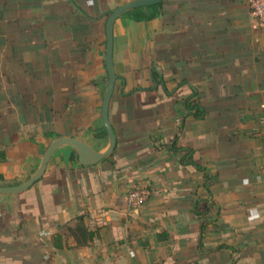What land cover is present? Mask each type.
I'll return each instance as SVG.
<instances>
[{
  "label": "crops",
  "instance_id": "0c3cea01",
  "mask_svg": "<svg viewBox=\"0 0 264 264\" xmlns=\"http://www.w3.org/2000/svg\"><path fill=\"white\" fill-rule=\"evenodd\" d=\"M129 1L0 0V185L33 173L55 134L107 144L104 14ZM140 11L114 25L115 152L77 167L58 151L30 189L1 195L0 264H264V30L248 0ZM193 91L205 118L184 107ZM183 146L214 176L210 192ZM142 185L151 194L131 208ZM81 215L97 233L78 246L69 228Z\"/></svg>",
  "mask_w": 264,
  "mask_h": 264
},
{
  "label": "water",
  "instance_id": "95a60500",
  "mask_svg": "<svg viewBox=\"0 0 264 264\" xmlns=\"http://www.w3.org/2000/svg\"><path fill=\"white\" fill-rule=\"evenodd\" d=\"M163 1L164 0H131L105 12L104 14L107 15L105 24V67L108 74V82L107 84H101L100 90L102 94L101 115L107 132V144L102 148H96L93 144L95 139L93 132H89L86 137L55 134L41 145L39 155L34 157L36 163L35 171L31 174L28 173L19 184L0 185V196L20 194L30 189L43 177L49 161L58 151L64 154L65 150H67L68 159L77 167L97 165L113 155L117 147L118 138L110 119V104L116 81L119 78L114 62V25L117 19L122 18L129 13L132 14L135 11L139 12L140 9L145 8L153 10L151 14H146L145 17L149 19L158 17L161 13Z\"/></svg>",
  "mask_w": 264,
  "mask_h": 264
},
{
  "label": "trees",
  "instance_id": "16d2710c",
  "mask_svg": "<svg viewBox=\"0 0 264 264\" xmlns=\"http://www.w3.org/2000/svg\"><path fill=\"white\" fill-rule=\"evenodd\" d=\"M151 14V13H150ZM149 15V14H148ZM142 17H144V14H142ZM194 97L193 99H191L192 96ZM185 97L184 99V107L187 110V113L190 115H193L194 117H199V118H205L206 117V109L203 106V104H201L200 98L196 97V93L193 91V93ZM185 120V117L182 118V121ZM175 143L176 141H178V136L175 137L174 139ZM182 152L183 153V157L182 160L184 161V164H189V165H193L195 166L200 172L203 173V177L206 180V182L204 183V187L210 192L209 187L211 184H213L214 182H216L214 176L212 174L209 173L208 171V167L205 166L204 164L197 162L192 153H193V149L191 148H186L185 146H183ZM210 201L208 199H206L203 202L198 203L200 208V214L202 216V221L203 223H206L205 218L207 217V214H204V212H202L203 210H208V206L207 204ZM203 207V208H202ZM203 214V215H202ZM78 222L75 228H69L70 232L72 233V235H74L75 239L77 240V244L79 245H88L90 242H92L96 236V230L95 229H91L89 227H87L84 224V215H81L77 218ZM25 224V221L23 220L22 225ZM203 226H201V230L203 229ZM62 235L63 233H58L56 234V238H57V242L55 241L54 245L57 248L63 247L62 244ZM167 233L166 232H161L159 233L158 237L159 239H166L167 237Z\"/></svg>",
  "mask_w": 264,
  "mask_h": 264
},
{
  "label": "built area",
  "instance_id": "2783aa9c",
  "mask_svg": "<svg viewBox=\"0 0 264 264\" xmlns=\"http://www.w3.org/2000/svg\"><path fill=\"white\" fill-rule=\"evenodd\" d=\"M250 15L254 26L264 30V0H248ZM151 194L148 186H134L127 193V201L131 208L144 205Z\"/></svg>",
  "mask_w": 264,
  "mask_h": 264
},
{
  "label": "flooded vegetation",
  "instance_id": "af4514ba",
  "mask_svg": "<svg viewBox=\"0 0 264 264\" xmlns=\"http://www.w3.org/2000/svg\"><path fill=\"white\" fill-rule=\"evenodd\" d=\"M140 10H146V8L145 9H140ZM134 15H136V14H138V13H133ZM140 14V13H139ZM142 18H144V17H142ZM160 74L155 70L154 71V77H153V79H154V82H155V85H157V87L158 86H163L164 87V83H163V80H162V78L159 76ZM117 82H118V79H117V81H116V84H115V89H114V92L116 91V88H117ZM114 94V93H113ZM191 95V94H190ZM192 96V95H191ZM194 97L192 96L191 97V99H193Z\"/></svg>",
  "mask_w": 264,
  "mask_h": 264
}]
</instances>
